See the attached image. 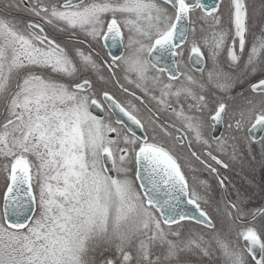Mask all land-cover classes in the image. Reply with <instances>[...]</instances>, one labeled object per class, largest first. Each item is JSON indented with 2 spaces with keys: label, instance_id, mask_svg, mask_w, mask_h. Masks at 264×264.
<instances>
[{
  "label": "snow or ice",
  "instance_id": "snow-or-ice-1",
  "mask_svg": "<svg viewBox=\"0 0 264 264\" xmlns=\"http://www.w3.org/2000/svg\"><path fill=\"white\" fill-rule=\"evenodd\" d=\"M258 157L264 0H0V264H264Z\"/></svg>",
  "mask_w": 264,
  "mask_h": 264
},
{
  "label": "flooded vegetation",
  "instance_id": "flooded-vegetation-1",
  "mask_svg": "<svg viewBox=\"0 0 264 264\" xmlns=\"http://www.w3.org/2000/svg\"><path fill=\"white\" fill-rule=\"evenodd\" d=\"M253 2L256 4L257 8H259V0H253ZM237 172H240L239 169H237ZM233 176L236 178L237 183L245 182V177L247 178V181H251V185H249V190L254 192L256 197L259 198L260 196V186L262 183H264V169L260 166V160L259 157L256 161L252 162L251 165H246L245 169L240 175H237L236 172L233 173Z\"/></svg>",
  "mask_w": 264,
  "mask_h": 264
}]
</instances>
